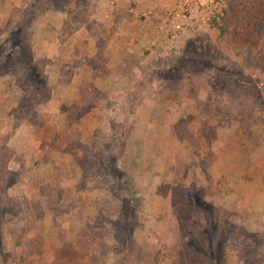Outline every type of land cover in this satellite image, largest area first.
<instances>
[{
  "label": "rangeland",
  "instance_id": "obj_1",
  "mask_svg": "<svg viewBox=\"0 0 264 264\" xmlns=\"http://www.w3.org/2000/svg\"><path fill=\"white\" fill-rule=\"evenodd\" d=\"M170 1L0 0V264H264V0Z\"/></svg>",
  "mask_w": 264,
  "mask_h": 264
},
{
  "label": "built area",
  "instance_id": "obj_2",
  "mask_svg": "<svg viewBox=\"0 0 264 264\" xmlns=\"http://www.w3.org/2000/svg\"><path fill=\"white\" fill-rule=\"evenodd\" d=\"M167 10L172 40L210 28L224 15L223 0H171Z\"/></svg>",
  "mask_w": 264,
  "mask_h": 264
},
{
  "label": "trees",
  "instance_id": "obj_3",
  "mask_svg": "<svg viewBox=\"0 0 264 264\" xmlns=\"http://www.w3.org/2000/svg\"><path fill=\"white\" fill-rule=\"evenodd\" d=\"M21 53H23V55L21 54ZM21 53H20V58L21 59H28V61H27V63H28V67H27V69H26V72H24L25 73V76H26V79H27V81L29 80L30 81V78H31V76L30 75H35L38 79H39V77L41 76V73L39 72V70H40V68H39V66H36L35 68L33 67V65H32V60H31V52H30V50H29V52L28 53H26V51L24 52V50H21ZM33 55V54H32ZM8 61H10V60H8ZM6 66V65H5ZM32 73V74H31ZM46 80V79H45ZM43 80H41L40 82H42ZM31 82V81H30ZM48 82H47V80H46V85H49V84H47ZM12 156H13V153L12 152H10V151H8V152H6V155L3 157V158H6L5 159V161L6 162H2V165H3V168H4V171H5V173L8 175V176H13L14 175V172H12V171H10V167H9V162H10V160H11V158H12ZM4 180H7V179H1L0 180V187H2V183L1 182H4ZM10 186L11 184H9V183H7L6 184V186Z\"/></svg>",
  "mask_w": 264,
  "mask_h": 264
}]
</instances>
